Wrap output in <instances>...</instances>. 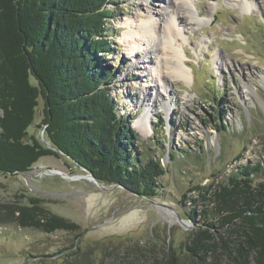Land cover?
Returning <instances> with one entry per match:
<instances>
[{"label":"rangeland","instance_id":"rangeland-1","mask_svg":"<svg viewBox=\"0 0 264 264\" xmlns=\"http://www.w3.org/2000/svg\"><path fill=\"white\" fill-rule=\"evenodd\" d=\"M146 2L111 0L113 51L100 61L111 73L108 86L119 115L136 134L137 157L156 159L165 171L150 200L168 207L122 187L102 191L82 178L86 173L70 159L44 157L28 173L0 172V264H173L172 257L190 264L191 235L203 227V211L215 206L211 192L241 167L264 161V0H191L205 22L189 21L182 10L185 22L179 24L177 39L182 40L189 81L166 74L163 83L147 63L152 56L145 52L147 43L132 52L133 42L124 37L130 26H139L151 14L157 22L159 7L168 0H148L151 13ZM160 43L152 48L162 54L166 48ZM44 106L40 99L29 128L40 139L45 136ZM149 106L154 114L148 119V136H142L135 123ZM51 170L76 179L51 175ZM25 206L39 207L35 212L42 211L44 221L55 215L78 229L49 234L25 227L18 212ZM191 212L194 222L187 216ZM253 257L245 263L255 264ZM201 258L202 264H228L223 252Z\"/></svg>","mask_w":264,"mask_h":264},{"label":"trees","instance_id":"trees-1","mask_svg":"<svg viewBox=\"0 0 264 264\" xmlns=\"http://www.w3.org/2000/svg\"><path fill=\"white\" fill-rule=\"evenodd\" d=\"M110 2L0 0V172L25 174L44 157H61L29 133L43 99L47 143L106 185L156 197L165 171L156 159L137 157L136 134L119 115L108 86L111 73L100 61L113 51ZM258 178L264 179V161L241 167L211 192L215 206L203 211V227L191 235L190 264L218 252L228 264H247L251 254L255 264H264V181L255 185ZM35 208L18 209L23 226L49 234L78 229L55 215L44 221L47 216ZM187 216L194 222L193 212Z\"/></svg>","mask_w":264,"mask_h":264},{"label":"bare ground","instance_id":"bare-ground-1","mask_svg":"<svg viewBox=\"0 0 264 264\" xmlns=\"http://www.w3.org/2000/svg\"><path fill=\"white\" fill-rule=\"evenodd\" d=\"M248 1L250 2L251 0ZM146 6L149 13H151L148 0ZM184 8L189 15V21H195L197 23L205 22V20L201 21L198 19L199 16L195 9V5L191 0H168L164 8L161 6L159 7V16L156 15L157 22L154 20L155 15L153 16V14H151L147 20L142 22L139 26H130V31L124 35L125 39H130L131 42H133L134 46L132 52L134 49L141 47L143 41L147 43L145 52L152 55L151 57H146L147 63L151 64V67H155L159 72L158 79L160 80L161 78H166V74H173L175 76L177 75L180 79L189 81L191 73L186 70L185 64L183 63L182 51L180 50L182 40L180 41V39H177L181 38L179 24L185 22V19L182 17V10H184ZM212 9L211 7L208 10V18H210L213 13ZM156 42H161L160 45L166 48V50H163L162 54H160L158 47L152 48ZM136 64L139 63L137 62ZM161 83H163V80H161ZM156 85L158 86V84ZM150 107L151 106L145 108L144 113L135 123V127L142 136H148L149 134L148 119H150V115L154 114V110L150 109ZM166 112L168 116L171 115L170 108L166 109Z\"/></svg>","mask_w":264,"mask_h":264},{"label":"water","instance_id":"water-1","mask_svg":"<svg viewBox=\"0 0 264 264\" xmlns=\"http://www.w3.org/2000/svg\"><path fill=\"white\" fill-rule=\"evenodd\" d=\"M42 142H44L48 148L54 150L55 152H57L58 154H60V156L62 157H65L67 159H70L72 161V163L78 168L79 171L83 172V173H86L84 174L83 176H81L82 178H85L86 180H89L90 182L94 183L100 190L102 191H108V190H111L112 188H124L123 186L121 185H106L104 183H102L101 181H99L91 171H89L88 169L80 166L77 162L73 161L68 155H66L65 153L61 152V151H58L56 148H54L50 143H47L44 139V137L41 138ZM49 174L51 175H58V176H62L63 178L67 179V180H75L76 178L74 177H70L68 176V174H65L64 172L60 171V170H51L49 171ZM110 187V188H109ZM145 199H147L146 197H143ZM149 200L152 204L154 205H158V206H163V207H168L164 204H157L156 202L150 200V199H147ZM172 209V208H171ZM176 212V211H174ZM183 223H185L186 221H183L181 220Z\"/></svg>","mask_w":264,"mask_h":264}]
</instances>
